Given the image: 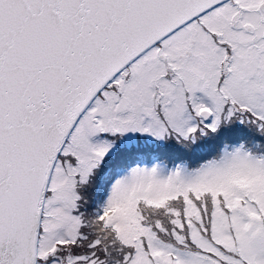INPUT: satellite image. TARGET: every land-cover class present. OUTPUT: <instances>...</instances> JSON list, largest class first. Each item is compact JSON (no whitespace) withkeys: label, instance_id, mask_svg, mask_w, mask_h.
Listing matches in <instances>:
<instances>
[{"label":"snow or ice","instance_id":"6c2138e0","mask_svg":"<svg viewBox=\"0 0 264 264\" xmlns=\"http://www.w3.org/2000/svg\"><path fill=\"white\" fill-rule=\"evenodd\" d=\"M0 264H264V0H0Z\"/></svg>","mask_w":264,"mask_h":264}]
</instances>
